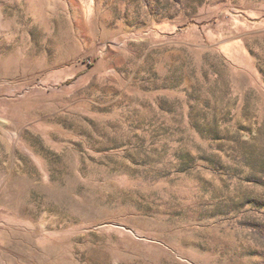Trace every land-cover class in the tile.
<instances>
[{"label": "rangeland", "instance_id": "rangeland-1", "mask_svg": "<svg viewBox=\"0 0 264 264\" xmlns=\"http://www.w3.org/2000/svg\"><path fill=\"white\" fill-rule=\"evenodd\" d=\"M0 264H264V0H0Z\"/></svg>", "mask_w": 264, "mask_h": 264}]
</instances>
